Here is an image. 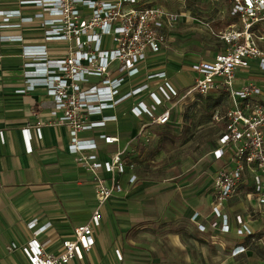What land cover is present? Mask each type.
<instances>
[{
    "label": "crops",
    "instance_id": "crops-1",
    "mask_svg": "<svg viewBox=\"0 0 264 264\" xmlns=\"http://www.w3.org/2000/svg\"><path fill=\"white\" fill-rule=\"evenodd\" d=\"M222 2L225 6L214 5L212 10L228 11L229 4ZM8 10L18 12L7 23L10 26L3 27L2 15ZM0 11L4 12L0 13V264H29L20 249L8 250L7 247L12 243L24 245L35 237L44 244L47 253L59 254L62 241L73 239L74 228L88 222L97 200L92 173L68 150L69 126L59 123L62 111L54 109L53 98L44 86L35 84L32 90L27 89L25 47L45 45L49 57L55 58L63 54L56 53V49L64 52V44L45 41L44 30L37 21L21 22L22 17L38 11L36 5L0 0ZM187 21L181 19L183 23ZM175 38L176 32L172 30L168 47L149 55L140 65V72L126 79L121 87V91L126 92L145 82L148 74L164 71L179 91L178 97L164 104L171 114L178 103L200 96L186 94L195 77L190 65L212 59L220 52L193 60L177 71L171 55ZM256 69V62L252 61L249 69L238 70L234 87L238 88L243 82L258 84L240 78ZM155 83V79L150 81L151 86ZM259 86L263 88L264 101V85ZM140 99L149 102L146 93H142L101 114H84V124L102 121L103 116L109 115H115L116 119L80 130L77 137L94 139L100 160H108L119 150H126L132 156L139 141L140 124L146 120L132 116L129 108ZM38 123L41 139L34 132ZM25 127L30 128V152L24 146L21 130ZM100 134L115 136L118 141L105 144ZM217 147L218 144L209 152L205 167L184 171L173 181L146 178L139 174L138 168L133 184L128 183V175H123L122 192L113 194L100 207L101 223L94 227V246L89 251L78 248L71 264H264V204L252 195L251 173L246 171L238 192L222 207L216 208L213 204V179L229 161L228 153L221 159L214 158L212 152ZM221 213L227 216V232L220 229ZM236 215L248 224L251 235L236 233ZM30 222H35L32 228L28 225ZM198 225H203L204 229H199ZM237 246L244 250L233 255ZM115 250L122 253L123 263L117 260Z\"/></svg>",
    "mask_w": 264,
    "mask_h": 264
},
{
    "label": "built area",
    "instance_id": "built-area-1",
    "mask_svg": "<svg viewBox=\"0 0 264 264\" xmlns=\"http://www.w3.org/2000/svg\"><path fill=\"white\" fill-rule=\"evenodd\" d=\"M184 4L187 0H177ZM229 4L228 13L234 21L227 28L215 33L226 47L212 59L199 60L190 65L195 74L193 84L186 94L207 95L213 90L223 89L230 100L229 107L221 115L224 128L217 139L218 147L213 150L215 159L229 154V161L213 179V204L216 208L238 192L246 171L251 173L253 192L260 204H264V102L262 89L253 82H243L234 87L238 70L249 69L255 61L258 70L264 71V51L257 44L255 30L264 25V0H222ZM23 4H34L38 11L22 17L21 22H38L44 30L45 41L64 44V52L55 58L49 57L45 45L25 47L27 89L35 84L45 87L52 96L54 109L63 115L59 123L69 126L68 150L76 154V161L92 173V182L97 205L87 223L74 228V238L62 241L59 254H49L44 244L35 237L26 244H10L7 249H20L29 264H71L76 251H89L95 244L94 227L100 226V207L115 193L122 192L121 177L127 181L137 180L135 164L129 152L119 150L108 160L97 156L94 139H80L77 132L115 120V115L103 116L102 121L84 124V114H101L118 103L135 95L146 93L149 102L140 99L131 104L129 112L141 122L138 136H145L150 124L164 125L170 121L171 110L165 107L178 97L179 91L164 71L146 76V81L126 92L121 87L126 79L140 72V65L149 55L157 54L169 45V35L181 21L182 13L170 10L153 0H20ZM18 10H8L2 15L3 27ZM0 13H4L0 11ZM19 16V13H17ZM110 38V47L105 46V37ZM116 63L115 68L111 69ZM156 80L151 86L150 81ZM134 80V79H133ZM24 91V90H22ZM160 108V109H158ZM24 146L31 151L30 128L22 130ZM37 138L42 133L39 123L34 126ZM2 138V133L0 132ZM105 144L118 141L112 135L100 134ZM148 137H145V141ZM107 174L105 177L101 174ZM222 218L221 231L227 232L229 225L226 214ZM236 233L241 236L252 234V230L240 215L235 216ZM35 222H30V228ZM213 226L216 222H213ZM203 230V225H198ZM237 246L232 254L242 252ZM117 260L123 255L115 250Z\"/></svg>",
    "mask_w": 264,
    "mask_h": 264
},
{
    "label": "rangeland",
    "instance_id": "rangeland-1",
    "mask_svg": "<svg viewBox=\"0 0 264 264\" xmlns=\"http://www.w3.org/2000/svg\"><path fill=\"white\" fill-rule=\"evenodd\" d=\"M153 3L181 12V18L188 20L186 23L180 21L173 28L176 41L171 55L177 71L193 60L209 58L226 47L215 33L227 28L234 18L226 10L224 13L212 10L214 5L219 8L225 6L222 0H187L184 4L177 0H153ZM255 33L259 37L257 44L264 51V25L258 26ZM105 42V46L110 47L108 36ZM240 78L264 85V71L258 69L249 75H240ZM229 105V96L223 89L178 103L169 123L150 124L146 127L145 136L139 135L135 152L130 157L135 169L138 168L139 174L146 178H171L173 181L184 171L205 167L209 162V152L217 145L224 127L221 115ZM145 137L148 140L145 141Z\"/></svg>",
    "mask_w": 264,
    "mask_h": 264
}]
</instances>
